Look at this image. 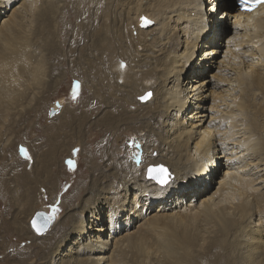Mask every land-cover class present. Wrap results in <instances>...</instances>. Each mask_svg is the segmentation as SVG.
<instances>
[{
  "label": "bare ground",
  "instance_id": "bare-ground-1",
  "mask_svg": "<svg viewBox=\"0 0 264 264\" xmlns=\"http://www.w3.org/2000/svg\"><path fill=\"white\" fill-rule=\"evenodd\" d=\"M64 1L69 3L76 1L73 4L75 17L77 15L83 17V20L85 18L90 21L89 24L84 21L82 28L88 31L93 43L92 47L89 48V55L85 49H81L82 54L88 57L78 53L79 61L86 60L84 65L88 69L82 72L84 74L87 72V77L94 78V84L91 85L90 82L92 100L86 105V110L107 106V111L94 120L96 126H104L103 134L116 127L130 131L139 129L137 134L131 132L126 136V141L131 142L130 145L133 144L134 147L127 148L124 157L120 156L117 148L106 147L107 139L114 134L104 135V138H107L102 139L104 148L95 156H99L96 171L102 174L104 167L100 163L116 158L119 159L118 170L120 165L126 164L121 163L120 160L123 162L128 160V152H131L134 158L131 166L133 172L138 169L136 162L139 159L140 168L162 162L170 167V174L176 182L163 189L155 187L152 183L148 186L145 183L144 186H140L137 180L118 177L119 172H125L126 166L120 167L119 171L115 170L112 175L107 176L108 179L100 175L102 180L96 183L98 189H95V196L91 198L94 206L87 211L86 208L84 209V216L91 215L90 220L84 219V216L76 217L74 214H69L68 219L65 220L66 223H72L67 227L71 232L77 230L79 235L85 237L83 253L89 254L85 264H121L120 258L127 248L131 247V241L140 238L147 231L153 234L159 232L157 235L161 238V242L159 247L147 253L148 260L144 259L141 263L167 264L173 248L186 247L190 242L188 234L198 232V229L203 232L201 235L203 240L212 244L217 242L214 240L220 234L223 235L231 230L236 234L238 244L241 243V258L239 256L241 264H264V7L250 14H237L235 11L231 13L234 10V0H227L228 2L224 0H78L79 3L77 0ZM57 2L60 1L24 0L17 7L11 8L10 15L0 18V47H7L13 38H17L16 34L20 32L19 30H22L23 35H26V32L29 34L30 30L28 31L27 28L35 24L37 29L35 27L32 29L37 31H33L35 35L40 32L44 35L46 32V36L50 37L48 42L50 43L53 39L50 22L54 27L55 16L62 12L63 8L58 6ZM1 5L2 0H0ZM7 7L9 6L3 9ZM94 9L97 10L95 14L92 13ZM25 15H28V18ZM141 17L152 21L153 25L148 29H142ZM25 22H28L26 27ZM226 22L231 24L233 34L229 35L225 42L227 49L223 53V62L230 67L231 75L221 76L220 81L226 85V89L215 94L214 91L209 90L207 80H202L206 73L201 70L210 67L206 62L208 60L213 62L212 59L219 53L220 48L211 46H218L219 43L216 41H222L219 30ZM210 23L213 24L211 36L208 30ZM204 39L205 42L200 44ZM199 48H201L200 57L194 68L197 74L187 79L182 87L180 81L182 75L190 67ZM32 58H34L32 54L27 57L28 66L35 63ZM36 65H32L30 69V76L32 74L34 78L39 77L40 74L39 65ZM92 69H95L93 76L88 72ZM8 71L3 74H8ZM14 79L9 81L10 85H8L11 88L17 80ZM81 80L82 84L78 89L80 97L85 91L83 76ZM0 81L3 83L2 80ZM149 90L152 91V96L141 103L138 98ZM206 90L209 91L210 96H216V101L224 109V113L219 114L221 120L219 124L216 122L211 127L208 123L205 125L206 120L203 118L204 110H208L203 106V92ZM98 97L103 100L102 103ZM60 104V110L63 111L64 105L62 102ZM213 104L215 102L212 100L211 106ZM126 107H130V111H127ZM68 108L70 107H66L64 111L67 115L64 126L72 125L76 118H79L82 124L85 123L87 114L85 109L81 110V116H77ZM188 108L193 110L186 114ZM210 117L213 118L212 114ZM148 136L155 142L152 148L164 149L162 159L146 160V153L149 152L146 140ZM75 143L80 146V151L84 149L82 139ZM34 152L30 145L26 154L29 160H32L29 170H32L33 177L26 171L27 164L20 173L14 174L23 184L18 201L21 202L19 205L22 208L21 214L26 217L29 214L25 212H30L33 201L37 199L34 193L38 190L27 185L26 181L34 185L38 176L43 177L40 186L42 188L45 186V194L53 186L52 183L50 186V182H47L52 175L56 177L51 169L54 157L49 156L51 158L45 161L41 157L47 156L46 152L37 155ZM139 153H141L140 158ZM218 153H226L230 156L228 159L224 158L222 166L226 170L219 180L213 183L216 188L212 190L210 189L212 179H209L207 174L215 171L217 161L220 160ZM38 159L41 160L42 166L39 171L33 173ZM86 160L88 165H91L95 159L89 155ZM16 161L24 164L20 156H16ZM52 164L56 166V163L52 162ZM92 168L94 166L90 167ZM215 174L217 175L218 172ZM118 181L126 184L120 190L121 193L119 191L111 197L106 195L107 192L110 194L115 191L113 187L114 184H119ZM103 183L107 184L100 188ZM204 184H206L205 190L197 191V188L204 187ZM185 186L194 188L189 194L195 195L188 200L182 195L180 198H183V201L177 199L178 197H171L176 201L168 207L169 200L166 199V195L171 194V190H175L174 195H178ZM3 187L4 180L0 176V190ZM39 197H42L41 194ZM7 200L9 201V198ZM161 201L166 202V205L161 206ZM123 204H128V208H124ZM98 205L107 211L104 213ZM39 211L51 214L45 209L39 208L37 212ZM55 220L54 216L50 227ZM99 222H102L100 229L95 230L98 236H87V232L93 227L90 224ZM103 222H105L104 226H102ZM135 222L137 225L134 227ZM12 223L17 225L19 222ZM58 224L55 230L64 228L61 227L62 223ZM118 224L124 226L125 233L116 229ZM106 230L109 232V239ZM66 240L65 236L58 235L54 244L48 247L49 250L41 254L52 250L60 252L64 247L68 249L64 244ZM174 243L179 245L176 246ZM110 250L111 255L107 256ZM65 256L76 258L74 253ZM77 260L73 264H77ZM65 261L70 262L67 259ZM79 262L81 263L82 260Z\"/></svg>",
  "mask_w": 264,
  "mask_h": 264
},
{
  "label": "rangeland",
  "instance_id": "rangeland-1",
  "mask_svg": "<svg viewBox=\"0 0 264 264\" xmlns=\"http://www.w3.org/2000/svg\"><path fill=\"white\" fill-rule=\"evenodd\" d=\"M22 1L24 0H2V5L0 6V18H3L4 15H10V9L14 8L15 6L17 7ZM58 1L60 2H57V5L63 8L62 12H59V14L57 13L55 16V21H53L55 22L54 27L52 22H50L53 31V39L50 43H48L50 41V37L46 36V32L44 35L41 34V32L40 34L35 35L34 32L37 31H32L34 27L37 29L36 24L34 23L35 26L27 28L28 31L30 30L29 34L26 32V35H23L21 32L22 30H19L20 32L16 34L18 39L13 38V40L10 42L11 46L13 47H11L10 44L7 47L4 46L5 48L0 47V64L2 65L0 68V80L3 81V83L0 81V176H2L4 180V187L2 190H0V264H73L77 259V264H85L87 261V256H89V254L83 253L85 248L83 239H85V237L84 235H79L77 230L71 232V229H68L67 227L72 223H66L67 221L65 220L68 219L69 214H74L76 217L79 216L83 218L84 212L94 206L92 203L93 199L91 200V198L95 196V189H98L96 183L99 182V180H102L100 175L108 179L107 176L112 175L115 170L119 171V169H121L123 166H126L127 168L125 172H119L118 177L137 180L136 182L139 183L140 186H144V183L147 186L152 183L155 187L163 189L171 185V183H176L174 179H172L173 175L170 174V167L166 163L163 164L162 162H158L167 170L166 184L158 183L155 179H148L146 177V169L152 164H149L144 168H140L138 167L140 164V159L136 162V167L138 169L136 172H133L131 166H133L134 158L131 152H128V160H124V162L120 160L121 163H126L127 165H120L121 168L119 167L118 170L117 162L119 159L116 158L114 160H105L104 162L100 163L103 164L104 167L103 172H101L102 174H98L96 171V165L98 162L97 159L99 156H95L100 154L104 148L102 139H107L104 138V135L114 134L110 139H107L106 147L112 148L113 146L114 148H117L120 151V156L124 157L126 155L127 148L133 149L132 147H134L133 144L130 145L131 142L126 141V136L131 132H135L137 134L139 129L130 131L129 129H123V127H116L112 130L109 129V131L103 134L104 126H96L94 120L101 117V115L107 111V106L92 107L91 109L89 108L88 111L86 110V105H89L92 100L90 97V88L92 87L91 85L94 84V78H91V76L87 77V72L85 74L82 72L84 70H88L84 65L86 60L81 62L78 59V53L82 54L81 49H85L86 53L89 55V48H91L93 44L89 38L88 31L82 28L84 21L87 24H89L90 21L89 19L85 20V18L83 20V17H78L77 15L75 17L73 4H75L76 1L74 3L65 2L64 0ZM224 1L228 2L227 0ZM6 6L9 7L4 10L3 7ZM215 8L217 9V5ZM96 11L97 10L94 9L92 13ZM25 17L28 18V15H25ZM24 24L26 27L28 22H25ZM210 24L211 26L208 29L209 35L213 30V24ZM219 32L222 41H216V43L218 42L219 45L211 47L220 48L221 50L218 49L219 53L215 55L214 59H212V61L214 60L213 62L210 60H208L209 62H206V64H210V67H206L205 69L201 70V72L206 73V76H204V79L202 80H207V86L209 90L214 91L215 94L226 89V85L220 81V78L231 75L230 67L223 62V53L226 52L227 49L225 42H227L229 35L231 36L233 34L231 24L226 22L223 24V27H221ZM205 40L206 39H204V41H202L200 44H203ZM13 41L17 45L14 44ZM220 44H222V46ZM200 52L201 48L198 49V54H196V57L193 59L190 67H188V70L182 75L180 80L183 84L182 87H184L186 84L187 79H190L197 74L194 72V68L197 59L200 57ZM31 54L34 57L32 58V61L35 63L28 66V63H26L27 57L29 55L31 56ZM82 56L88 57L83 54ZM219 60L222 61L219 62ZM36 63H39V66L36 65ZM219 63L220 65H218ZM232 63L234 62L232 61ZM32 65L38 66L40 74L37 78H34L32 74L30 76V69L32 68ZM7 71L8 74L4 75L3 73ZM94 71L95 69H92L88 72H90L92 75ZM82 76L87 84L84 82L85 91L80 97V92H78V89H80L79 86L82 84ZM13 78H15L14 81L16 79L17 80L11 88L9 87V81L13 80ZM145 92H150L152 96L151 90ZM203 97V106L208 109L204 110L203 112V114L205 113V116L203 117L204 120H206L205 125L208 123L211 127L212 124H215L216 122L219 124V121H221L219 119V114L221 112L224 113V109H222L223 106H220V103L216 101V96H210L209 91L207 90L206 92H203ZM98 100H101V98L98 97ZM212 100L216 104H213V107L211 106ZM56 101L63 103V111L60 110L57 115L50 118L48 117V111ZM102 101L103 100L100 102L102 103ZM66 107H70L68 109L73 110V114L77 116H81L82 111L85 109V111H87L85 123L82 124V121L79 120V118H76L73 120L72 125L64 126L65 116L67 117V115L64 114ZM126 108H128L127 111H130L131 109L130 107ZM192 110L193 108H188L186 114ZM211 114L213 117L212 119L210 117ZM82 125L84 128H82ZM148 137L146 140L148 143L149 152L148 154L146 153V160L155 158L157 160L162 159L163 157L161 155H164V149L162 150V147L160 149L158 148L159 150H157V148H152V146L155 145V142L151 141V137ZM79 139L83 140L84 149L82 151L79 149L80 146L75 143V141ZM30 145L33 147V150L36 152L34 153L36 155L38 153L41 154L42 152L47 153L48 157H41V159L44 158L45 161L51 158L49 156L54 157L52 162L56 163V166H53L51 162V169L56 177L52 175L50 180L47 182H50V186L52 183L53 186H51V188L48 190V192L46 191L45 194V186H43L44 188L40 186L43 181V177L38 176V179H35L34 185L33 183L26 181L27 185L34 187L36 190L38 189L37 192L35 191L34 193V195H37V199L33 201L34 204L30 209V212H25V214H29V216L26 217L21 214L20 210L22 208L19 206L21 202L18 201L19 193L23 184L19 178L14 176V174L20 173L24 169V165L27 164L26 171L30 173L31 177H33V174H31L32 170H29L32 166V160H29V156L27 154L25 156V153L27 150H29ZM71 147L72 150L69 152ZM88 154L92 155V157L95 159L94 163L91 165H88L86 160L89 156ZM218 155H220V160L217 161L216 167L214 168L215 171L212 173L210 172L211 174H207L209 179H212V184L210 183V189L212 190H215L216 188V185L213 186V183L219 180V178L222 176V173L226 170L222 164L224 163L225 159H228L230 156L228 154L226 155V153H218ZM16 156H20V158L23 159L24 164L18 163L16 161ZM140 156L141 153H139L138 157L140 158ZM69 161H72L73 168H70L68 163ZM158 163L153 164L152 166L159 165ZM35 165L36 168H34L33 173L35 171H39L41 168V160L38 159L37 164ZM91 166H94V168L90 169ZM215 172H218V174L216 175ZM122 183L123 182L114 184L113 189L115 191L111 192L110 194L107 192L106 195H109V197L115 196L117 192L126 186V184ZM106 184L103 183L100 188L105 187ZM38 186L39 188H37ZM205 188L206 184H204V187H198L197 191L203 192ZM193 190L194 188L185 186L182 188V191L178 193V195H174L175 190H171V194L166 195V199L169 200L168 207H171L176 201V199L172 198L178 197L177 199H180L181 201H183V198H180L182 195H185L184 198L187 200L190 197L192 198L195 194L190 195L189 193ZM39 194H41L42 197H39ZM8 198L9 201L7 200ZM14 201L18 202L15 203ZM8 202L11 204H8ZM36 203H38L40 207H38L39 205H35ZM156 204L158 205L159 203ZM156 204L154 205L155 208L157 207ZM160 204L161 206H164L166 205V202L161 201ZM122 206L126 209L128 208V204H123ZM39 208L42 210H47L49 213L53 214L56 219L53 224L54 226L52 225L49 230L41 236L34 234L29 225L33 214L37 212ZM98 208L103 210L104 213L107 211L100 205H98ZM54 209L55 211H53ZM90 216L91 215L86 214L84 219L90 220ZM12 222L19 223L17 225H13ZM56 223H62L61 227L64 228L55 230L57 225ZM100 223L102 222L90 224L93 227H91V230L87 232V236H98L95 230L101 226ZM104 223L105 222H103L102 226H104ZM136 223L137 222L133 224L134 227L137 225ZM161 223L163 224L164 222ZM162 224H160V226ZM116 227L118 231L125 233L123 225L118 224ZM101 232L103 231L101 230ZM219 232L220 230L217 231V233ZM158 233L159 232L153 234V232L147 231L143 233V236L140 238L132 240L130 244L131 247L127 248L125 254H123L120 258L121 264H142L141 262L144 259H147L146 256H148L149 252L152 249L160 246L161 238L157 235ZM202 233L203 232L198 229V232L188 234L190 238L189 244L186 247H174L171 251L172 256L167 264L242 263L240 261L241 243L238 244L236 234L232 233L231 230L226 231L223 235L220 234L219 237L214 240L217 242H213V244L203 240L201 237ZM58 235H63L67 238L64 244L65 246H68V249H66L67 247H64V249L61 248L60 252L57 250L56 252H53L54 250H52L42 255V252L47 251L48 247L51 244H54L53 242L58 239ZM106 236L109 239V232H107V230ZM174 244L176 246L179 245L176 243ZM111 250H113V247ZM111 250L107 252V256L111 255ZM70 253H74L76 258L74 256L70 258L65 256L66 254ZM66 259L70 262H66ZM81 260L82 262L80 263L79 261Z\"/></svg>",
  "mask_w": 264,
  "mask_h": 264
},
{
  "label": "water",
  "instance_id": "water-1",
  "mask_svg": "<svg viewBox=\"0 0 264 264\" xmlns=\"http://www.w3.org/2000/svg\"><path fill=\"white\" fill-rule=\"evenodd\" d=\"M144 20H148V19L145 18V17H141V18H140V27H141L142 29H148V27H150V26L153 25L152 21H151V23L145 24V23H144ZM148 21H150V20H148ZM148 93H150V92H146V93H144V94H143L142 96H140V97H143V96H145V95L148 94ZM150 94H151V93H150ZM140 97L138 98L139 101H140L141 103H144V102H146V101L151 97V95L148 96V98H147L146 100H142V99H140ZM60 109H61V104H60L59 101H56V102L54 103L53 107H51V108L49 109V111H48V116L51 118V117L57 115V114L59 113ZM150 167H153V168H155V167H163L164 169H166L164 166H162V165H160V164H159V165H156V166H152V165H151V166H148V168L146 169V177H147L148 179H152V178L149 176V173H148V169H149ZM72 168H73V167H72ZM154 174H155V173H154ZM52 219H54V216H53V215H51V214L49 215L48 213H46V212H44V211H39V212H37V213L32 217V219H31L30 222H29V225H30L31 229H32L37 235H41V234H44V233L48 230V228H49L50 225H51ZM33 220L36 221V225H37V227L41 229V231H40L39 233L36 231L35 228H33V225H32Z\"/></svg>",
  "mask_w": 264,
  "mask_h": 264
},
{
  "label": "snow or ice",
  "instance_id": "snow-or-ice-1",
  "mask_svg": "<svg viewBox=\"0 0 264 264\" xmlns=\"http://www.w3.org/2000/svg\"><path fill=\"white\" fill-rule=\"evenodd\" d=\"M240 2H241V5H245L246 4V0H240ZM258 2H261V0H255V3H258ZM255 3L252 6H255ZM247 10L250 11L251 7H249ZM144 23L148 24V23H151V21L144 20ZM150 95L151 94L148 93L145 96L140 97V99L146 100L148 98V96H150ZM25 156H26V153H25ZM68 163H69L70 168L73 167L72 161H69ZM148 173H149V176L152 179H155L158 183H161V184H166L167 183V178H166L167 170L164 169L163 167H155V168L150 167L148 169ZM53 211H55V209ZM32 225H33V228H35L38 233L41 231V229L37 227L35 220H33Z\"/></svg>",
  "mask_w": 264,
  "mask_h": 264
}]
</instances>
